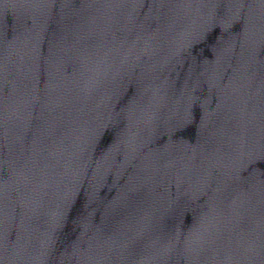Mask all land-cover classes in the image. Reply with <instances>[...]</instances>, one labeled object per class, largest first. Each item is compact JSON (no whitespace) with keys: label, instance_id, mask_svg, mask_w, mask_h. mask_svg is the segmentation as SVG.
Segmentation results:
<instances>
[{"label":"water","instance_id":"95a60500","mask_svg":"<svg viewBox=\"0 0 264 264\" xmlns=\"http://www.w3.org/2000/svg\"><path fill=\"white\" fill-rule=\"evenodd\" d=\"M0 264H264V0H0Z\"/></svg>","mask_w":264,"mask_h":264}]
</instances>
